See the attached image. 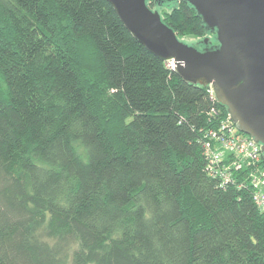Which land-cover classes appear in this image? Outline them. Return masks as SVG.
I'll list each match as a JSON object with an SVG mask.
<instances>
[{
    "label": "trees",
    "instance_id": "1",
    "mask_svg": "<svg viewBox=\"0 0 264 264\" xmlns=\"http://www.w3.org/2000/svg\"><path fill=\"white\" fill-rule=\"evenodd\" d=\"M147 1L206 35L184 0ZM227 117L105 0H0V264H264L251 184L207 169Z\"/></svg>",
    "mask_w": 264,
    "mask_h": 264
},
{
    "label": "water",
    "instance_id": "2",
    "mask_svg": "<svg viewBox=\"0 0 264 264\" xmlns=\"http://www.w3.org/2000/svg\"><path fill=\"white\" fill-rule=\"evenodd\" d=\"M132 38L185 83L208 87L264 154V0H184L206 35L187 44L147 0H105ZM172 0H157L158 4Z\"/></svg>",
    "mask_w": 264,
    "mask_h": 264
},
{
    "label": "built area",
    "instance_id": "3",
    "mask_svg": "<svg viewBox=\"0 0 264 264\" xmlns=\"http://www.w3.org/2000/svg\"><path fill=\"white\" fill-rule=\"evenodd\" d=\"M173 68V62H168ZM214 99L213 93L208 88ZM204 153L207 157L209 174L227 185L242 179L251 184L252 198L256 207L264 212V160L259 144L251 137L239 132L227 118L218 120L216 127L205 133ZM242 181L238 182L241 187Z\"/></svg>",
    "mask_w": 264,
    "mask_h": 264
},
{
    "label": "rangeland",
    "instance_id": "4",
    "mask_svg": "<svg viewBox=\"0 0 264 264\" xmlns=\"http://www.w3.org/2000/svg\"><path fill=\"white\" fill-rule=\"evenodd\" d=\"M161 15L163 11H160ZM203 36H195V35H186V36H180L179 39L187 44L195 43L197 40L201 39Z\"/></svg>",
    "mask_w": 264,
    "mask_h": 264
}]
</instances>
